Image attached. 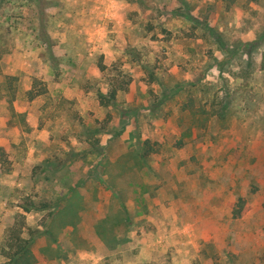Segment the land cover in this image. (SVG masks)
Here are the masks:
<instances>
[{"label":"rangeland","instance_id":"374dc122","mask_svg":"<svg viewBox=\"0 0 264 264\" xmlns=\"http://www.w3.org/2000/svg\"><path fill=\"white\" fill-rule=\"evenodd\" d=\"M12 230L35 264H264V0H0Z\"/></svg>","mask_w":264,"mask_h":264},{"label":"trees","instance_id":"16d2710c","mask_svg":"<svg viewBox=\"0 0 264 264\" xmlns=\"http://www.w3.org/2000/svg\"><path fill=\"white\" fill-rule=\"evenodd\" d=\"M116 92L113 90L110 93V98L114 100ZM118 196V195H116ZM238 202H241L240 208L242 207L243 200L238 199ZM238 203V204H239ZM121 209L126 214V223L127 226H131L133 224L131 217L129 216L125 206L123 203H120ZM23 212H30L31 210H35L36 207L34 204L22 205L21 207ZM240 211L234 209L232 212L233 218L239 217ZM18 232L11 231V240L12 243L7 242V249H4V246L0 248V256L4 258V261H0V264H35L36 257L32 252V245L35 243L36 235H30V237L24 238L17 234Z\"/></svg>","mask_w":264,"mask_h":264}]
</instances>
